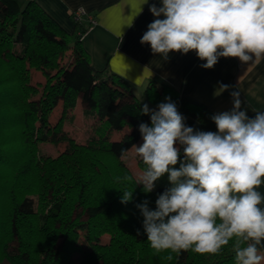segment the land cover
<instances>
[{
    "label": "trees",
    "instance_id": "trees-1",
    "mask_svg": "<svg viewBox=\"0 0 264 264\" xmlns=\"http://www.w3.org/2000/svg\"><path fill=\"white\" fill-rule=\"evenodd\" d=\"M84 21H73L69 33L35 0H0V102L5 105V116L0 114V264H235L232 242L219 254L157 253L150 247L136 205L147 200L155 210L156 199L171 184L165 174L150 193L135 185L123 155L142 137L139 125L151 126V116L142 113L145 103L128 81L92 68L80 44L89 27ZM62 56L67 62L61 65ZM31 68L46 77L40 91L29 84ZM142 96L149 109L170 97L182 116L217 131L215 114L170 84L151 79ZM78 99L82 114L98 123L82 145L62 128ZM58 100L60 114L51 124ZM125 125L130 129L112 139V131ZM39 141L66 146L42 161ZM136 161L142 170L143 162ZM38 173L45 178L21 194L23 186L32 185L29 176ZM126 175L131 182L123 179ZM121 191H133L132 200L121 203Z\"/></svg>",
    "mask_w": 264,
    "mask_h": 264
},
{
    "label": "clouds",
    "instance_id": "clouds-1",
    "mask_svg": "<svg viewBox=\"0 0 264 264\" xmlns=\"http://www.w3.org/2000/svg\"><path fill=\"white\" fill-rule=\"evenodd\" d=\"M149 11L157 18L140 43L149 44L154 54L166 58L170 52L195 51L206 61L204 69L221 57L245 64L264 60V0H162ZM228 88L221 84L214 95ZM231 95L232 110L212 117L215 132L186 126L170 97L156 109L147 104L141 109L150 114L151 126L139 125L143 143L134 146L135 156L145 167L135 185L150 193L165 174L171 184L156 199L155 210L147 200L136 205L157 253L219 254L232 242L235 264H264V196L257 190L264 184V111L249 118L240 110L239 92ZM177 145L183 146L182 161ZM123 179L132 181L127 175ZM121 192V203L132 200L133 191Z\"/></svg>",
    "mask_w": 264,
    "mask_h": 264
},
{
    "label": "crops",
    "instance_id": "crops-1",
    "mask_svg": "<svg viewBox=\"0 0 264 264\" xmlns=\"http://www.w3.org/2000/svg\"><path fill=\"white\" fill-rule=\"evenodd\" d=\"M35 1L69 33L74 31L71 11L82 8L91 14L95 23L80 41L90 65L95 70L113 71L120 75L130 83L132 92L142 103L147 104L142 94L148 81L153 79L158 84H170L180 94L205 104L215 115L232 110L233 92H239L240 110L245 111L249 118H254L257 111H264V60L245 64L238 58L221 57L213 68L204 69L201 65L206 61L200 60L195 51L187 54L170 52L165 58L154 54L149 44L140 43L147 26L157 18L149 11L150 6L155 4L159 8L162 0H148L145 4H142L143 0ZM159 18L163 19V16ZM138 77L141 82L137 86L134 81ZM221 84L229 88L214 95ZM184 123L194 130L207 131L191 117L186 116ZM129 129L130 126L125 125L121 130H114L111 138L120 139ZM142 143L141 137L125 154ZM177 146L183 149V146ZM257 190L264 196V184ZM260 207L264 208V203Z\"/></svg>",
    "mask_w": 264,
    "mask_h": 264
},
{
    "label": "rangeland",
    "instance_id": "rangeland-1",
    "mask_svg": "<svg viewBox=\"0 0 264 264\" xmlns=\"http://www.w3.org/2000/svg\"><path fill=\"white\" fill-rule=\"evenodd\" d=\"M66 62H67V56H62L60 58V64L62 65ZM45 80L46 77L44 76L43 72L40 69L37 68L30 69L29 84L32 86H37L38 91L42 89ZM35 95L34 97H37L38 93ZM2 104L3 103L0 102L1 105L0 114L3 113L2 117H4L5 114L3 111L5 110V108H3L4 104L3 105ZM60 108H61V102L58 100L49 115V120L51 124H53L59 117ZM80 109L82 111V105L80 103V100L78 99L75 106L73 108L68 109L62 121L63 130L66 131L68 135L73 139V141L78 145H82L84 142H86L93 135V133H95V126L98 125V123L93 118L84 116L82 112L80 113ZM71 116L73 118H70ZM29 139H30V135L27 136V140ZM65 146L66 144L64 142L53 144L50 141H39L37 143V150L38 152H40V154H42L40 160L43 161V158H47V157L49 158L57 157L60 154V152L65 148ZM35 159H37V157H35ZM123 160L129 166L133 176L136 178L137 174L141 171V169L137 165V161H136L137 157L135 156L134 147L123 156ZM3 169L1 171L4 174L5 171ZM29 177L33 178L32 185L23 186L21 190V194L29 189L36 187L39 184V182L45 178V176L40 173H38L37 175L31 174ZM32 196L35 197V194H32ZM261 254H264V251L261 250Z\"/></svg>",
    "mask_w": 264,
    "mask_h": 264
},
{
    "label": "built area",
    "instance_id": "built-area-1",
    "mask_svg": "<svg viewBox=\"0 0 264 264\" xmlns=\"http://www.w3.org/2000/svg\"><path fill=\"white\" fill-rule=\"evenodd\" d=\"M70 16H71L73 21H80L83 18H85L89 22V27L95 23L94 17L91 14L84 11L82 8H78V9L71 11ZM82 36H83V34L81 35V38H82Z\"/></svg>",
    "mask_w": 264,
    "mask_h": 264
}]
</instances>
